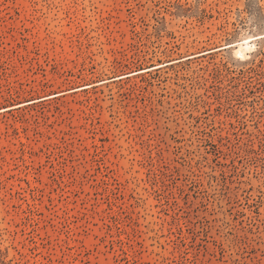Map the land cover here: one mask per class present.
<instances>
[{
    "label": "rangeland",
    "instance_id": "374dc122",
    "mask_svg": "<svg viewBox=\"0 0 264 264\" xmlns=\"http://www.w3.org/2000/svg\"><path fill=\"white\" fill-rule=\"evenodd\" d=\"M262 35L264 0H0V264H264Z\"/></svg>",
    "mask_w": 264,
    "mask_h": 264
},
{
    "label": "bare ground",
    "instance_id": "6f19581e",
    "mask_svg": "<svg viewBox=\"0 0 264 264\" xmlns=\"http://www.w3.org/2000/svg\"><path fill=\"white\" fill-rule=\"evenodd\" d=\"M262 37H264V35H262V36H259V37H257V38H262ZM225 48H237L238 50H237V54H239L240 56H242V57H244V53H245V51H247V50H250L251 49V47H250V43L248 42V41H245V42H240V43H237V44H232V45H229V46H227V47H225ZM160 67H163V65L162 66H158V67H155V68H150V69H146V70H143V71H140L139 73H143V72H147V71H150V70H153V69H157V68H160ZM138 73V74H139ZM130 75H132V74H130ZM57 96V95H56ZM52 97V96H51ZM55 97V96H54ZM50 98V97H49ZM47 99V98H46ZM24 106V105H23ZM8 110V109H7ZM3 112V111H2Z\"/></svg>",
    "mask_w": 264,
    "mask_h": 264
}]
</instances>
